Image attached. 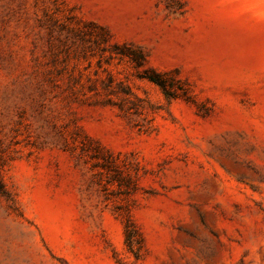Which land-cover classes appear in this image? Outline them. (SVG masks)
Segmentation results:
<instances>
[{"label": "rangeland", "instance_id": "obj_1", "mask_svg": "<svg viewBox=\"0 0 264 264\" xmlns=\"http://www.w3.org/2000/svg\"><path fill=\"white\" fill-rule=\"evenodd\" d=\"M0 264H264V0H0Z\"/></svg>", "mask_w": 264, "mask_h": 264}, {"label": "trees", "instance_id": "obj_2", "mask_svg": "<svg viewBox=\"0 0 264 264\" xmlns=\"http://www.w3.org/2000/svg\"><path fill=\"white\" fill-rule=\"evenodd\" d=\"M146 78L152 83L159 86L162 92L166 96H168L165 90V83L159 78L158 75L146 76ZM124 235H125V243H126L128 250L136 254L133 251V246L139 243V234L137 233V230L135 229V227L131 225L129 222H127L126 225L124 226Z\"/></svg>", "mask_w": 264, "mask_h": 264}]
</instances>
